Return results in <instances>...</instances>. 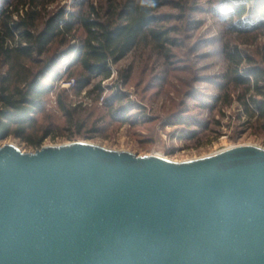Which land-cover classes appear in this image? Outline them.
Wrapping results in <instances>:
<instances>
[{
	"label": "water",
	"instance_id": "obj_1",
	"mask_svg": "<svg viewBox=\"0 0 264 264\" xmlns=\"http://www.w3.org/2000/svg\"><path fill=\"white\" fill-rule=\"evenodd\" d=\"M0 264H264V147L1 145Z\"/></svg>",
	"mask_w": 264,
	"mask_h": 264
},
{
	"label": "rangeland",
	"instance_id": "obj_2",
	"mask_svg": "<svg viewBox=\"0 0 264 264\" xmlns=\"http://www.w3.org/2000/svg\"><path fill=\"white\" fill-rule=\"evenodd\" d=\"M129 1L57 0L47 6L43 21L61 9L69 13L80 7L88 11L91 6L105 21L114 7L120 11ZM161 2L152 25V31L160 37L155 40L150 34L120 61L110 63L112 76L102 82L101 95L95 90L100 79H92L80 94L75 87L62 86L68 81L64 71L75 53L64 57V63L58 66L63 77L56 81V92H52L46 113L37 124L40 127L44 123L42 128L33 134L44 136L42 146L89 141L115 150L140 155L156 153L174 160L202 157L241 144L264 147L262 124L250 118L237 99L241 89L231 92V104L224 103L226 75L234 67L231 56H238V48L244 59L254 65L263 64L264 31L234 30L231 26L238 23L230 18L231 9L225 1ZM254 23L255 18L243 20L244 25ZM249 61L240 66L242 72L252 67ZM60 90L67 92L74 106L82 103L88 108L82 118L91 116L89 121L81 125L68 120L58 103ZM89 91L92 94L88 96ZM118 92L124 94V103L130 107L122 116L116 115L121 111L119 103L109 101ZM220 96L222 101H218ZM109 104H113V109ZM250 107L256 110L255 104L250 103ZM47 114L52 116L45 118ZM177 118L185 123H179ZM9 143L24 151L39 149L19 137L0 139V146Z\"/></svg>",
	"mask_w": 264,
	"mask_h": 264
},
{
	"label": "trees",
	"instance_id": "obj_3",
	"mask_svg": "<svg viewBox=\"0 0 264 264\" xmlns=\"http://www.w3.org/2000/svg\"><path fill=\"white\" fill-rule=\"evenodd\" d=\"M55 1L0 0V139L15 136L35 148L42 147L44 136L33 134L44 124L37 127L52 92H56V81L63 77L58 66L64 63L65 56L75 53L64 71L66 80H76L75 92L80 94L92 79H100L95 90L101 95L102 82L112 76L110 63L120 61L150 34L155 40L160 37L152 31V25L158 18L156 11L161 0H155V7H141L138 1L130 0L120 11L114 7L105 21L91 6L88 11L80 7L79 11L69 13L61 9L44 22L47 6ZM221 1L231 9L230 18L237 20L238 24L231 26L234 30L264 31V0ZM245 17L255 18L256 23L244 25ZM237 53L238 56H231L234 67L226 75L224 103L231 104V92L241 89L237 99L250 118L264 129V62L254 65L240 56L238 48ZM244 61L252 67L242 72L240 66ZM124 78L128 81L129 76ZM91 94L89 91L88 96ZM124 100L121 92L110 97V102L120 105L117 116L130 108ZM58 103L70 122L82 125L89 121L91 116L82 118V112L88 108L82 103L74 106L65 90L58 91ZM250 103L255 104L256 110L251 109ZM109 106L113 109V104ZM177 119L185 123L182 118Z\"/></svg>",
	"mask_w": 264,
	"mask_h": 264
},
{
	"label": "clouds",
	"instance_id": "obj_4",
	"mask_svg": "<svg viewBox=\"0 0 264 264\" xmlns=\"http://www.w3.org/2000/svg\"><path fill=\"white\" fill-rule=\"evenodd\" d=\"M141 7H155V0H138Z\"/></svg>",
	"mask_w": 264,
	"mask_h": 264
},
{
	"label": "built area",
	"instance_id": "obj_5",
	"mask_svg": "<svg viewBox=\"0 0 264 264\" xmlns=\"http://www.w3.org/2000/svg\"><path fill=\"white\" fill-rule=\"evenodd\" d=\"M76 80L75 79H70L67 82H63L62 86L63 87H67V88H72V87H76Z\"/></svg>",
	"mask_w": 264,
	"mask_h": 264
}]
</instances>
